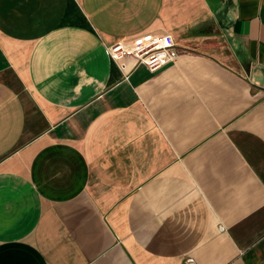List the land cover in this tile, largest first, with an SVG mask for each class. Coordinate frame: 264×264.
Returning a JSON list of instances; mask_svg holds the SVG:
<instances>
[{"label":"crops","instance_id":"crops-1","mask_svg":"<svg viewBox=\"0 0 264 264\" xmlns=\"http://www.w3.org/2000/svg\"><path fill=\"white\" fill-rule=\"evenodd\" d=\"M186 257L264 264V0H0V264Z\"/></svg>","mask_w":264,"mask_h":264},{"label":"built area","instance_id":"built-area-1","mask_svg":"<svg viewBox=\"0 0 264 264\" xmlns=\"http://www.w3.org/2000/svg\"><path fill=\"white\" fill-rule=\"evenodd\" d=\"M107 53L117 67L125 74L129 70L144 66L150 71L171 64L180 55L186 54L169 33L145 31L127 39L114 42L107 47ZM132 60L127 67L126 61ZM183 264H197L194 258L186 257Z\"/></svg>","mask_w":264,"mask_h":264}]
</instances>
